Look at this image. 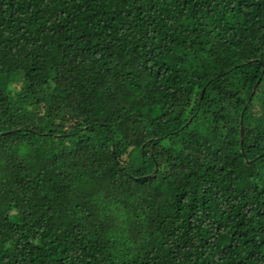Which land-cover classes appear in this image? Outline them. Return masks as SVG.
Instances as JSON below:
<instances>
[{
	"label": "trees",
	"instance_id": "1",
	"mask_svg": "<svg viewBox=\"0 0 264 264\" xmlns=\"http://www.w3.org/2000/svg\"><path fill=\"white\" fill-rule=\"evenodd\" d=\"M0 264H264V0H0Z\"/></svg>",
	"mask_w": 264,
	"mask_h": 264
},
{
	"label": "water",
	"instance_id": "2",
	"mask_svg": "<svg viewBox=\"0 0 264 264\" xmlns=\"http://www.w3.org/2000/svg\"><path fill=\"white\" fill-rule=\"evenodd\" d=\"M257 84V83H256ZM256 84H255V86H254V88L252 89V92H251V95L254 93V91H255V88H256ZM248 102V101H247ZM247 104V103H246ZM245 104V105H246ZM240 141H241V145H242V128L240 127ZM241 149H242V147H241ZM242 151H243V149H242ZM156 171V169L154 170V172Z\"/></svg>",
	"mask_w": 264,
	"mask_h": 264
},
{
	"label": "clouds",
	"instance_id": "3",
	"mask_svg": "<svg viewBox=\"0 0 264 264\" xmlns=\"http://www.w3.org/2000/svg\"><path fill=\"white\" fill-rule=\"evenodd\" d=\"M11 87H12V86H11V85H9V89H11Z\"/></svg>",
	"mask_w": 264,
	"mask_h": 264
},
{
	"label": "rangeland",
	"instance_id": "4",
	"mask_svg": "<svg viewBox=\"0 0 264 264\" xmlns=\"http://www.w3.org/2000/svg\"><path fill=\"white\" fill-rule=\"evenodd\" d=\"M82 107V106H81Z\"/></svg>",
	"mask_w": 264,
	"mask_h": 264
}]
</instances>
